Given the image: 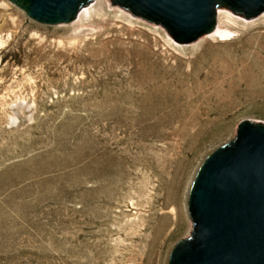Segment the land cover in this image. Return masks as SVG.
Here are the masks:
<instances>
[{
    "label": "rangeland",
    "instance_id": "374dc122",
    "mask_svg": "<svg viewBox=\"0 0 264 264\" xmlns=\"http://www.w3.org/2000/svg\"><path fill=\"white\" fill-rule=\"evenodd\" d=\"M25 6L0 0V264H169L206 158L264 126V11L182 41L116 0Z\"/></svg>",
    "mask_w": 264,
    "mask_h": 264
},
{
    "label": "water",
    "instance_id": "95a60500",
    "mask_svg": "<svg viewBox=\"0 0 264 264\" xmlns=\"http://www.w3.org/2000/svg\"><path fill=\"white\" fill-rule=\"evenodd\" d=\"M23 1L32 18L51 23L72 20L83 4ZM116 1L162 23L182 41L212 29L220 3L247 16L264 11V0ZM189 198L196 228L173 249L169 264H264V126L241 123L237 140L206 158Z\"/></svg>",
    "mask_w": 264,
    "mask_h": 264
},
{
    "label": "trees",
    "instance_id": "16d2710c",
    "mask_svg": "<svg viewBox=\"0 0 264 264\" xmlns=\"http://www.w3.org/2000/svg\"><path fill=\"white\" fill-rule=\"evenodd\" d=\"M87 1H88V0H83V3L87 2ZM232 9H234V10H236V11H238V12H242V13H244V11H243L241 8L237 7V6H232Z\"/></svg>",
    "mask_w": 264,
    "mask_h": 264
}]
</instances>
